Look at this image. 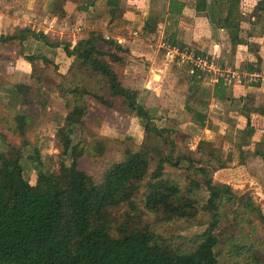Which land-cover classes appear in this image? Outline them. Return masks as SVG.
I'll return each instance as SVG.
<instances>
[{
    "label": "trees",
    "instance_id": "1",
    "mask_svg": "<svg viewBox=\"0 0 264 264\" xmlns=\"http://www.w3.org/2000/svg\"><path fill=\"white\" fill-rule=\"evenodd\" d=\"M43 1L38 0V6L42 7ZM71 1L81 12L96 0ZM241 2L210 0L208 4L207 0H197V10L210 18L214 29L228 32L234 48L243 41ZM106 4L110 15L120 13V0H106ZM263 4L264 0H260L256 9H262ZM49 11L66 15L58 0L50 2ZM169 12L173 13V1ZM150 24L148 20L145 30ZM28 36L46 38L44 33L24 28L14 34H2L0 44L19 45L20 54L34 66L37 61L53 66L62 78L58 84L60 95L70 97L73 104L57 132L59 167L55 171L40 170L34 183L25 176L23 153L32 116L23 112L12 119H2L0 139L8 144V149L0 152V264H227L220 260L224 258L220 247L225 240H231L227 243L232 246L233 256L238 257L243 249L249 252L244 264H260L264 260L260 256L264 253V241L257 235L258 228L264 235V210L251 193H239L231 184L214 179L217 170L229 166L230 153L224 158L215 149L198 147L175 156V147L166 153L158 144H143L139 150L126 147L122 157L109 162L98 177L80 167L85 147L74 142L71 135L73 127L85 126L90 111L88 96L111 109L121 98L123 106L140 119L146 138L164 135V128L155 124L149 107L139 101V91L124 86L118 67L134 62L130 47L105 37L99 30L90 31L75 45L65 38L55 43L44 42L46 48L53 50L62 47L72 58L63 63L50 58L42 48L25 54L24 41ZM169 40L177 43L174 38ZM216 56L225 64V59ZM174 63L179 64L176 60ZM259 63L250 65L248 70H261ZM71 66L80 74L101 78L109 94L94 93L81 85ZM35 69L32 78H36ZM188 73L189 96L182 109L192 114L201 127L207 125V115L195 104L206 108L209 101L204 98L229 99L227 89L246 82L245 77L227 84L219 79L212 89H207L201 84L204 76L189 68ZM37 82L38 85L13 83L11 90H4L5 96L11 98L15 92L23 105L42 104L44 81L37 77ZM231 105L233 111L247 117L246 128L241 130L240 155L253 152L264 160V128L256 129L251 117L252 113L264 115V102L250 94H238L231 98ZM18 136L22 138L20 142H10ZM169 166L185 168L184 183L172 177ZM199 191L208 192V196L201 198ZM121 212L123 219L119 221ZM230 216L233 233L224 235L221 228ZM169 223L184 230L192 226L206 228L190 239L181 236L186 241L175 244L158 230Z\"/></svg>",
    "mask_w": 264,
    "mask_h": 264
},
{
    "label": "rangeland",
    "instance_id": "2",
    "mask_svg": "<svg viewBox=\"0 0 264 264\" xmlns=\"http://www.w3.org/2000/svg\"><path fill=\"white\" fill-rule=\"evenodd\" d=\"M58 1L65 2V0ZM42 15L44 13L41 11ZM69 24L70 26L73 25L70 21ZM109 25V23L103 25L104 32L110 30ZM50 31L46 28L45 30L41 29L40 33ZM73 31L71 27L64 36L71 38ZM81 34L82 32L77 33L76 37L79 38ZM53 38V35L46 36L43 39H36L34 36H30L27 41L30 47H25V49L27 53H36L39 51V48H42V51L48 53L53 60H58L59 62L61 59H65L62 57V54L60 55L57 50L46 48L44 44L46 41L55 43L56 41ZM4 47L8 48L9 46ZM145 51L143 52L146 53ZM2 54L7 56L4 66H10L9 61H14L17 57L16 54L11 53L13 56L10 59V53L7 50H3ZM136 54H138V51H136ZM161 54L163 53L161 52ZM155 57L151 54L143 57L142 55L140 57L134 56V62L126 66H119L118 69L122 74L124 86L139 91V101L149 107L155 124L164 128V135H152L146 138V133L140 119L136 117L134 111L123 106L121 98L116 100V106L111 109L99 103L92 96H88L90 111L86 117L85 128L75 126L72 128L71 135L74 142H81L85 147L84 155L80 159V167L98 177L109 162L122 157V153L126 147L139 150L143 144H158L166 153L175 147V156L179 152L196 150L198 147L212 148L216 150L217 155L224 158L227 157L228 153L231 154V158L227 160L229 166L225 169L217 170L214 173V179L231 184L239 193H251L255 202L264 210V160L258 156L256 157L253 152L249 155H240L241 138L239 136L242 135L241 130L234 128L233 121H231L232 118L228 115L230 110L233 115H236L238 112L237 110L233 111L231 103L229 104L228 102L232 98L230 94L231 90L228 93L229 99L204 98L205 101H209L206 108H203L199 103L195 104L196 108L203 110L207 115V125L201 127L192 118V114L182 109L189 96L187 92V87L190 85L188 68L185 65H180L167 59L162 60L159 67L153 68L152 63L155 61ZM18 60H15V65L23 73L27 71V76L25 78L23 76L12 78V76L3 74L4 83L1 84L13 86L12 83L25 80V82H29L30 84L38 85L37 77H41L44 81L41 86L44 92V103L23 105L20 96L15 92L12 93L11 98H8L5 96V91L1 89L0 124L3 123L2 119H12L17 113L25 112L30 113L32 116L29 132L25 138L28 140V143L27 145L23 144V153L25 156V176L30 182L34 183L40 170L55 171L59 167L60 143L57 138V132L64 124L65 116L71 109L73 101L70 97L60 95L58 84L62 81V78L57 75L53 66H46L40 61H37L35 66L29 63L24 65L23 60ZM225 60L230 65V68H235V61L232 59ZM24 66L27 68L25 69ZM29 66L31 67L29 68ZM34 67L36 68V78H32L30 73ZM71 71L76 76L78 82L92 92L102 95L109 94L110 91L104 86L101 78L80 74L79 70L72 66ZM156 73L160 75L159 80H155L154 74ZM161 75L164 77L161 78ZM214 83L205 79L201 84L207 89L209 87L212 89ZM21 140L22 138L18 136V138L10 142L16 143ZM165 140H167V143ZM7 149L8 144L0 139V152ZM214 163L216 164L215 161ZM167 170L176 180L181 183L185 182L184 167L174 168L169 166ZM198 193L201 198L208 196V192L206 191H199ZM121 214L122 212L120 213L119 221L123 219ZM231 218L232 216L223 222L221 233L224 235L233 233ZM253 222L256 223L257 221L254 220ZM243 227L250 230L246 224H243ZM205 228L206 225L192 226L184 230L169 223L159 226L158 230L170 241L177 244L186 241L181 236L190 239L202 233ZM257 235L258 239L263 243L262 236L264 235L260 228L257 230ZM239 241L241 244L245 243L243 240ZM227 242L225 240L221 244L220 248L224 251V258L220 260L227 264H233L234 262L244 264L248 260L249 252L243 249L238 257L233 256L232 246ZM247 245H251V242H248ZM260 256L264 259V253H260ZM260 264H264V260Z\"/></svg>",
    "mask_w": 264,
    "mask_h": 264
},
{
    "label": "crops",
    "instance_id": "3",
    "mask_svg": "<svg viewBox=\"0 0 264 264\" xmlns=\"http://www.w3.org/2000/svg\"><path fill=\"white\" fill-rule=\"evenodd\" d=\"M51 1L44 0L42 7H40L38 6V0H0V36L2 34H14L24 28H31L35 32H40L41 29L45 30L47 28L48 23L53 22L55 27L48 29L51 31L47 32L49 34L44 33L45 36L53 35L56 42L63 40L65 37L75 45L80 38L86 36L90 31L99 30L102 31L105 37H113L130 47L133 57H140V55L143 57L148 54L156 56L155 61L152 63L153 68L159 67L161 61L166 60V58L164 56H161V58L158 52H155L152 48L161 39L174 38L177 43L189 45L202 52L218 55L222 59H232L236 63L234 69L243 73L257 74L259 77L257 82H251L246 76L245 83L239 82L234 87L227 89V96L229 98L228 93L231 90L232 97L238 94H250L255 96L258 101L264 102V4L262 9H256L260 0H242L240 8L243 19L240 35L243 41L235 48L232 46L228 32L225 29H214L210 18L205 13L197 10V0H120V13L116 16L110 15L106 0H96L89 6L87 11L81 12L76 11V3L65 0L64 3L62 2L66 11L65 16L49 13ZM171 1H173V13L169 12ZM207 1L209 4L210 0ZM208 10L211 11V6ZM41 11L44 13L42 16ZM148 20L151 24L145 30ZM69 21L73 25L70 26ZM108 23L112 31L106 30L104 32L103 25ZM71 27L72 31L74 29L72 37L64 36ZM81 32V36L77 38V33ZM29 38L30 36L24 41L25 47H30L27 44ZM4 46L0 44V86H3L0 90L7 88L11 90V85H2L4 83L2 75H9L12 78L23 76L25 78L27 71L23 73L15 65V60H23L24 65L32 63L22 57L19 52V45L9 46L8 48ZM3 50L10 53V59L13 56L12 54L17 55L14 61H9L10 66H4L7 56L2 54ZM56 50L65 58L59 62L69 63L72 60L71 57L65 54L62 47H58ZM144 50H146V53L143 52ZM24 51L25 54H29L26 49ZM136 51H138V54H136ZM46 54L48 55V53ZM258 61H260L261 70H248L250 65H254ZM24 68L27 67L24 66ZM158 77L160 75L156 76V78ZM162 77L164 76L161 75ZM19 82H25V80ZM228 102L231 103L229 100ZM228 115L232 118L231 121H233L236 130L246 128V116L238 112L233 115L231 110ZM251 117L253 126H258L256 129L262 130L264 128V115L252 113ZM253 139L255 140L256 137L254 136ZM240 140L242 142V138Z\"/></svg>",
    "mask_w": 264,
    "mask_h": 264
},
{
    "label": "built area",
    "instance_id": "4",
    "mask_svg": "<svg viewBox=\"0 0 264 264\" xmlns=\"http://www.w3.org/2000/svg\"><path fill=\"white\" fill-rule=\"evenodd\" d=\"M54 27L53 22L47 25V29H53ZM152 50L155 52L161 51L167 60H176L179 64L187 66L191 72H198L205 79L215 83L219 79H223L226 84L232 80L241 81L246 76L251 82H257L259 79L257 74L243 73L230 68L227 64H222L215 54L198 52L197 49L189 45L182 47L168 39H161Z\"/></svg>",
    "mask_w": 264,
    "mask_h": 264
},
{
    "label": "water",
    "instance_id": "5",
    "mask_svg": "<svg viewBox=\"0 0 264 264\" xmlns=\"http://www.w3.org/2000/svg\"><path fill=\"white\" fill-rule=\"evenodd\" d=\"M159 75V74H154V77L156 78V76ZM160 77L156 78L155 80H159Z\"/></svg>",
    "mask_w": 264,
    "mask_h": 264
}]
</instances>
